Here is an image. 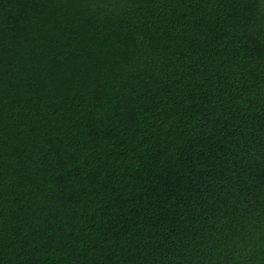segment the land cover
Segmentation results:
<instances>
[{"label":"trees","instance_id":"16d2710c","mask_svg":"<svg viewBox=\"0 0 264 264\" xmlns=\"http://www.w3.org/2000/svg\"><path fill=\"white\" fill-rule=\"evenodd\" d=\"M0 264H264V0H0Z\"/></svg>","mask_w":264,"mask_h":264}]
</instances>
